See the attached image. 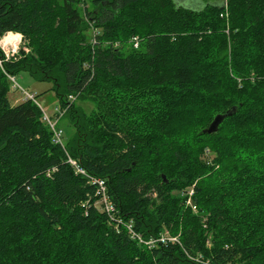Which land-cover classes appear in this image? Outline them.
Instances as JSON below:
<instances>
[{
    "label": "trees",
    "instance_id": "trees-1",
    "mask_svg": "<svg viewBox=\"0 0 264 264\" xmlns=\"http://www.w3.org/2000/svg\"><path fill=\"white\" fill-rule=\"evenodd\" d=\"M203 1L0 0V37L30 47L0 50V264H264V0ZM5 71L53 82L64 145ZM70 156L146 239L179 241L116 230ZM192 185L197 211L174 193Z\"/></svg>",
    "mask_w": 264,
    "mask_h": 264
},
{
    "label": "built area",
    "instance_id": "built-area-1",
    "mask_svg": "<svg viewBox=\"0 0 264 264\" xmlns=\"http://www.w3.org/2000/svg\"><path fill=\"white\" fill-rule=\"evenodd\" d=\"M134 41H135V46H138L137 37L134 38ZM22 42H23L22 33L14 32V31H9L5 33L4 36L0 38V47L4 53L5 59H10L11 57H17L16 53L21 47ZM1 62H2V58H0V63ZM5 73L10 83L11 90L20 91L24 99L33 100L42 108L43 120L50 126L51 130L53 131V141L55 143L64 145V141H63L64 132L62 128L58 127L59 117L56 120H53L52 116L48 115V113L44 110L41 103L37 100V96L31 91L24 89L19 84L16 74L6 71ZM75 99H76L75 95L69 96V101H73ZM66 110L67 108H62L61 106H58L57 108V112L60 113L59 116L63 115L66 112ZM68 161L71 164V166L74 168L76 173L89 177V181L97 185L98 187L96 193L97 199L95 201V205H97L99 209L107 215L110 224H113L116 228L124 226L127 233L133 240L137 241L141 245L147 246L148 248H155L160 243H165L167 241H171V242L179 241L178 237L171 235L169 231L162 233L159 237H150L146 239L144 235L135 228L134 222L132 220L126 221L121 216L120 211L118 210V208L111 199L107 186V181L104 178H99L90 175L81 166L79 161L76 160L75 158L70 156L68 158ZM194 187L195 186L192 185L191 187L187 188L185 191H183L182 196L185 198L186 205L190 206L193 211H197V206L193 200V196L195 193Z\"/></svg>",
    "mask_w": 264,
    "mask_h": 264
},
{
    "label": "rangeland",
    "instance_id": "rangeland-1",
    "mask_svg": "<svg viewBox=\"0 0 264 264\" xmlns=\"http://www.w3.org/2000/svg\"><path fill=\"white\" fill-rule=\"evenodd\" d=\"M84 1H86L87 7L89 9L93 8L92 0H84ZM177 1H179L180 3H182L186 6H192L195 8H200V7L204 6V4H205V1H203V0H177ZM212 1L224 2L225 0H212ZM88 33H90V37H92V39H93L95 31L90 30ZM2 37H0V38H2ZM137 39H139V38L137 37ZM28 43H29L28 39L25 36H23V42L21 44V47L19 48L18 52L16 53V56L18 58H20L22 56L23 52L25 54L30 52V47H29ZM134 45H135V41H134ZM135 47H138V46H135ZM0 50H1V47H0ZM17 79H18L19 84L24 89L31 91L32 93H34L37 96V100L41 103V105L43 106L44 110L48 113V115L52 116L53 120H56L59 117L58 118V127L63 129V132H64L63 141H64V143L67 142L74 135L75 128H74L72 122L69 120L68 116H66V115L59 116L60 113L57 112V108L60 105V102H59V99H58L55 91L53 90V82L37 80L29 72H26V71L19 72L17 74ZM8 97L11 100L12 104H15V103H18V102H21L24 100V97L20 91H13L11 89L8 93ZM75 104L77 106L83 108L87 114H91L93 112V110L95 109L94 102H92L91 100H88V99L76 100ZM174 193L176 195H182L183 192L181 193L179 191H175ZM115 229L118 231H121V227H119V228L115 227ZM210 239L211 238H209V240L207 241L208 247L212 246ZM229 264H233V263L230 262Z\"/></svg>",
    "mask_w": 264,
    "mask_h": 264
},
{
    "label": "water",
    "instance_id": "water-1",
    "mask_svg": "<svg viewBox=\"0 0 264 264\" xmlns=\"http://www.w3.org/2000/svg\"><path fill=\"white\" fill-rule=\"evenodd\" d=\"M227 114H231V111H228L226 114H219L215 117L211 125L205 130L207 133H212L218 130L219 124L223 121V119L227 116Z\"/></svg>",
    "mask_w": 264,
    "mask_h": 264
}]
</instances>
